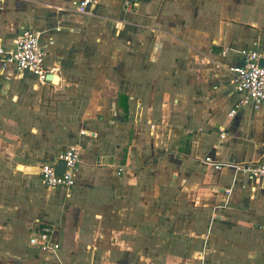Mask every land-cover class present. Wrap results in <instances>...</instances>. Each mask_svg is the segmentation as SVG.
Returning a JSON list of instances; mask_svg holds the SVG:
<instances>
[{
    "label": "crops",
    "instance_id": "crops-1",
    "mask_svg": "<svg viewBox=\"0 0 264 264\" xmlns=\"http://www.w3.org/2000/svg\"><path fill=\"white\" fill-rule=\"evenodd\" d=\"M77 1L0 0V46L47 48L45 82L0 57V264H261L264 180L231 164L264 162V107L228 115V68L264 51V0ZM73 144L74 186H46Z\"/></svg>",
    "mask_w": 264,
    "mask_h": 264
},
{
    "label": "built area",
    "instance_id": "built-area-1",
    "mask_svg": "<svg viewBox=\"0 0 264 264\" xmlns=\"http://www.w3.org/2000/svg\"><path fill=\"white\" fill-rule=\"evenodd\" d=\"M122 1L125 10L131 11L137 6V0ZM97 3V0H78L76 10L79 13H89L92 12ZM48 44L52 45L53 40H49ZM226 53L227 49L221 51L222 55ZM240 54L241 64L232 65L228 68L233 74L234 90L237 95L233 107L228 112L229 116H233L238 109L244 106L249 105L254 109L264 107V64L261 65L260 63L261 59H264V51L258 49L242 50ZM46 55V45L41 43L38 35L33 30L25 26L21 27L12 47L5 49L0 46V57L4 69L11 65L17 75H20L23 71H29L39 82L47 81ZM80 132L83 134L85 131L81 130ZM225 135L226 131L219 128V137L222 138ZM60 159L65 164L61 173H57V162H53L41 164L38 175L48 187L70 188L75 184L80 167V147L77 144L70 145L60 156ZM211 164L216 169L229 165L225 162L212 161ZM231 165L237 173L247 175L252 179L264 180V162L262 161L233 163ZM229 192L230 189H228ZM29 243L48 253H53L59 248V244L52 240V229L49 226H43L30 235Z\"/></svg>",
    "mask_w": 264,
    "mask_h": 264
},
{
    "label": "rangeland",
    "instance_id": "rangeland-1",
    "mask_svg": "<svg viewBox=\"0 0 264 264\" xmlns=\"http://www.w3.org/2000/svg\"><path fill=\"white\" fill-rule=\"evenodd\" d=\"M18 169H19V167H18ZM235 261H237L236 258H235ZM257 261H258L259 263H261V264H264V250H263V248L260 246V244H259V246H258V258H257Z\"/></svg>",
    "mask_w": 264,
    "mask_h": 264
},
{
    "label": "water",
    "instance_id": "water-1",
    "mask_svg": "<svg viewBox=\"0 0 264 264\" xmlns=\"http://www.w3.org/2000/svg\"><path fill=\"white\" fill-rule=\"evenodd\" d=\"M260 63H261V65H263L264 64V59H261ZM48 78H50V77L48 76ZM64 165L65 164H64L63 160H60V161L57 162V164H56L57 173H61L63 171Z\"/></svg>",
    "mask_w": 264,
    "mask_h": 264
}]
</instances>
